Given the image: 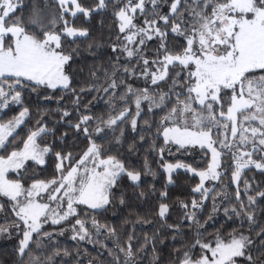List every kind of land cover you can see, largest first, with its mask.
Segmentation results:
<instances>
[{
    "label": "snow or ice",
    "instance_id": "snow-or-ice-1",
    "mask_svg": "<svg viewBox=\"0 0 264 264\" xmlns=\"http://www.w3.org/2000/svg\"><path fill=\"white\" fill-rule=\"evenodd\" d=\"M28 7L0 0V212L11 217H3L0 236L15 240L14 264L73 259L58 246L69 231L77 245L98 246L88 264H143L142 254L149 245L155 253L166 233L178 245L171 264H264V189L245 177H264V0H45L25 15ZM109 12L115 39L105 83L94 68L93 80L77 91L80 48L73 45L91 35L83 25ZM92 92L106 97L107 116L84 103ZM26 97L37 106L33 124ZM53 100L54 110L42 108ZM48 114L57 117L51 127ZM61 126L67 130L57 137ZM79 141L86 146L76 148ZM192 154L198 159L189 162ZM149 155L159 156L166 176L151 210L160 227L149 235L142 224L153 220L139 216L123 221L131 231L106 216L102 223L110 209L127 207L124 190L115 203L118 189L139 188L148 173L155 179ZM181 170L197 182L190 198L178 200L182 216L169 223L167 189ZM229 171L234 197L217 190ZM149 191L155 194L154 184ZM221 211L224 221L208 233ZM104 253L107 262L99 259ZM81 254L77 248L76 264Z\"/></svg>",
    "mask_w": 264,
    "mask_h": 264
},
{
    "label": "trees",
    "instance_id": "trees-1",
    "mask_svg": "<svg viewBox=\"0 0 264 264\" xmlns=\"http://www.w3.org/2000/svg\"><path fill=\"white\" fill-rule=\"evenodd\" d=\"M25 3L28 4V9H25V15L31 10L33 4L35 6L43 8L45 4V0H25ZM48 3H51V0H48ZM102 18L100 15L95 16L93 19H91L87 24L83 25L86 27L91 28V35L89 38L85 41L77 42V44L73 45V47L79 46L80 48V56L76 58V63L73 65V68L75 69L77 75L76 80L74 81V87L79 91L80 87H83L86 85L87 82H90L93 80L92 76L90 75L91 71L94 68H100L99 75L101 77L100 83H105L103 81V66H108L107 62L109 59V56L112 55V49H111V42L115 39V35L112 36L109 35V29L110 24L112 21V17L109 14L104 15L103 21L101 22ZM78 23H80L78 21ZM91 44L94 47L93 52H89L88 45ZM96 45H99V48H96ZM123 59V58H122ZM134 62V61H133ZM82 70V71H81ZM139 86H143V82L141 81L139 83ZM57 95H61V93H57ZM65 101L64 105L66 107H71V100L72 96L71 93H64ZM84 103L91 102L92 105V111L96 115L103 114L107 116L108 110L105 107V100L106 97H103L102 95L92 92L90 95L83 98ZM26 103H28L31 106L32 109V117L29 121V124H33L35 120L37 119V106L35 103L34 98L32 100H29L26 97ZM52 108L53 110L57 107L56 102L53 100L51 104H44L42 105V108ZM134 108V106H133ZM15 111H18L16 109ZM14 114V112L7 113V116L5 118H9ZM75 118V117H74ZM47 119L49 121V126L51 127L55 122L57 117L53 114H48ZM67 129L64 126H61L57 129V137L63 132H65ZM119 132L117 131V135ZM49 140L52 139V137H48ZM73 137L71 133H69L68 136V144H72ZM129 142H131V138H129ZM86 141H79L76 145V148H83L86 146ZM104 146H108V141H104ZM124 150L127 151V143L124 144ZM74 150H76L74 148ZM148 151V146L145 145L144 148L141 149V156L138 158L137 167H142L144 162V153ZM150 166L152 170L156 173L155 179L153 176L148 173L144 176V183L141 184L139 188H126V189H118L117 190V197L115 203L118 204L119 200V191L124 190L126 191L127 195V207L121 205L119 207H114L110 209V211L107 214H104L101 216V222H104L105 216L108 220V222H115L118 225V230H121L119 226L122 225L123 228H127L129 231L132 230V223L123 224V221L125 219H128L130 221H136L137 217L139 216L141 218V222L143 219H149L153 220V225L150 227L148 224H142L143 230L147 231L149 235L156 229L160 227V222L158 220H154L153 212L151 211L152 208L158 203V196L159 192L164 189V184L166 182V176L163 173L162 169L159 167V156H148ZM189 162H192L193 160H197L198 156L196 154H192L187 157ZM133 160L135 161L136 158L133 157ZM49 171H51V168H49ZM231 172L229 171L228 175L223 177L220 185L217 186V190L219 191L221 187H224L227 191H229L230 194L234 197V191L235 186L231 184ZM245 177L247 179L253 180V187H259L257 190L264 189V183H259L261 180H264V177H261L258 173L255 171L248 172L245 174ZM175 184L174 186H169L167 191L169 192V203L173 205L171 215L169 216V223H172L173 221L179 219L182 216V210L178 207V200L182 199H188L189 193L191 190L192 185L197 182L196 180H193L190 178V175L185 174L182 170L177 173L174 176ZM122 183H126L122 181ZM154 184L156 188L155 194H151L149 189L150 186ZM242 185V181H241ZM141 191L149 192V194L145 197H140L139 193ZM241 191H243V188L241 187ZM246 200V198H245ZM208 207L209 210L211 208V200L208 201ZM207 212L205 213V216H207ZM8 216L10 219V215L8 213L0 212V223L3 222V217ZM223 212L221 211L214 220H210L207 227V232L212 233L215 231L216 228H219L221 223L224 221ZM261 223H264V221H261ZM137 235L142 239L143 238V232L141 231V226L136 227ZM167 235V241L164 244H161L160 242H157V251L153 253L151 245H149V251L146 254H142L141 258L143 259V264H156L153 257L158 256L159 264H171V257L170 253L173 251V248L178 247L176 244H172L171 241V234L166 233ZM58 246L60 248H67L69 250L70 256L73 257V259H70L69 257H63L60 260L56 261V264H63V262L66 260L68 261V264H76V260L74 257L76 256L77 248H79L80 252L82 253L79 257L80 260L83 261V264H88L89 260H95L97 259V247L94 246L91 243L88 242H81L79 245H77L76 241H73L71 239V232L69 231L65 236L58 237ZM163 239V237L161 238ZM109 247H111V241L106 240L105 241ZM15 243V240L12 238H9L7 236H0V264H14L15 256L13 254V245ZM85 249L87 252H85ZM48 251H51L49 249ZM100 260L107 262L110 260V258L107 256V253H104L103 256L99 257ZM123 260V257L121 256V261Z\"/></svg>",
    "mask_w": 264,
    "mask_h": 264
}]
</instances>
